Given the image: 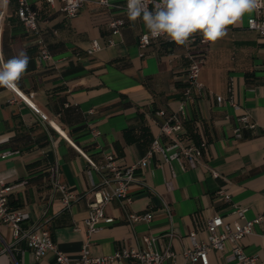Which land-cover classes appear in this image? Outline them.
Here are the masks:
<instances>
[{
	"label": "crops",
	"instance_id": "crops-1",
	"mask_svg": "<svg viewBox=\"0 0 264 264\" xmlns=\"http://www.w3.org/2000/svg\"><path fill=\"white\" fill-rule=\"evenodd\" d=\"M27 1L37 12L38 34L20 21L17 0H0L3 59L27 54V70L17 89L33 93L46 116L41 118L11 90L0 88V177L6 184H20L8 202L29 214L25 227L42 223L58 249L77 258L86 239L91 190L101 180L82 153L97 163L106 154L121 165L134 163L180 106L182 132L160 136L163 152L137 167L128 188L129 203L112 199L105 205V214L113 220L89 237L90 255L141 249L143 237L154 236L156 249L169 247L176 253L161 264H201L181 255L190 245L189 232L203 240L207 220L215 214L227 222L236 220L235 206L244 209L245 219L264 213V37L247 28L254 11L227 26L226 36L215 42L202 45L194 34L186 45H177L160 37L140 50L138 38L147 28L140 19H128L124 0H109L111 6L86 0L73 17L61 11L58 1ZM114 18L125 23L119 35L111 36L109 22ZM108 38L114 44L107 45ZM40 40L52 56L49 61L36 59ZM92 40L103 46L89 54ZM189 53L203 54L202 89L192 101L182 102ZM242 115L255 124L253 129L242 125ZM237 127L239 136L234 133ZM202 140L206 147L195 167L173 157L180 146ZM4 152L12 153L1 157ZM59 186L74 196L68 205ZM218 190L227 192L229 200ZM127 212H151L152 218L130 223ZM262 234L264 226H254L241 245L264 264ZM230 254L229 243L222 252L209 251V264H236ZM12 263L55 261L51 251L36 259L24 241L13 237L10 226L0 222V264Z\"/></svg>",
	"mask_w": 264,
	"mask_h": 264
},
{
	"label": "built area",
	"instance_id": "built-area-1",
	"mask_svg": "<svg viewBox=\"0 0 264 264\" xmlns=\"http://www.w3.org/2000/svg\"><path fill=\"white\" fill-rule=\"evenodd\" d=\"M45 1L50 4L55 1L60 2L61 11L64 12L67 17H73L78 13L80 7L86 0ZM156 2H159V0H145V4L149 10H154ZM98 3L104 6L112 5L109 0H107V3H105L104 0H98ZM17 4V15L20 21L30 32L38 34L37 12L31 7L27 0H17ZM122 8L127 13V0H124ZM254 12L255 16H251L247 19V28L256 31L260 36L264 37V4H261V6L254 10ZM124 23V20L119 18L111 19L109 22L111 36L119 35L120 29ZM195 36L200 44L206 45L209 43V41H205L199 33H196ZM158 38L151 37L149 31L145 30L139 35L138 48L142 50ZM106 43L107 45H112L114 44V40L108 38ZM39 44L36 59L39 62L51 60L52 56L47 47L41 40L39 41ZM102 46L103 44L98 40H92L87 52L89 54L94 53L102 48ZM140 55L142 56L143 52H140ZM0 60L4 61L1 50ZM202 62V53L188 54L187 81L182 93V102L192 101L195 92L202 89V83L199 80ZM11 91L41 118L46 119L45 114H43L35 104L33 93H23L17 88ZM216 100L221 102L222 97L217 96ZM232 105L236 109L238 108L237 104L232 103ZM158 113L162 115L164 114V111L160 110ZM182 114L183 107L180 106L178 113L168 116L160 126L159 135L152 140L148 152L138 161L129 165L119 164L113 154L104 155L103 159L97 163L82 153L89 168L96 170L100 174L101 180L91 190L94 195V200L89 204L88 214L84 220L86 239L82 243L81 252L77 258H73L59 250L49 231L42 223H36L27 227L24 226V222L28 220L29 214L24 210L11 207L8 202L9 193L20 184H6L1 177L0 222L10 226L13 237L16 240L24 241L36 259H39L44 253L51 251L54 256L55 264H108L114 260L121 259H132L133 264H161L164 259H173L176 256V253L169 247L163 250H158L154 247L156 241L154 236L143 237L144 248H123L115 250L110 255L94 257L91 256L89 252V237L102 229V223H108L113 220L112 217L105 214V205L110 200L118 199L123 204L131 201V197L128 194V188L136 179L135 170L140 165H146L153 154L163 152V147L160 143L161 135L175 137L182 132ZM239 120L242 125L247 128L253 129L255 127V124L245 115H242ZM234 133L239 136L240 127L235 128ZM205 147L206 142L204 140L200 141L198 144L180 146L173 157L183 158L190 167H195L199 163ZM11 153L12 152H4L1 154V157H5ZM212 175L217 176L218 174L217 172H213ZM59 190L62 193L63 202L68 205L70 201L74 199V196L63 186H59ZM217 193L221 194L226 200H229L230 198L229 194L224 190H218ZM232 213L236 216V220L230 222L224 221L222 216L218 214L210 217L205 225L206 237L203 240H200L197 237L195 231L189 232L188 237L190 239V245L181 252V255L192 262L199 261L201 264H209V251L214 250L222 252L225 249L226 243H229L231 244L230 258L236 264H262L258 256L247 254L244 251L241 245V239L252 234L254 232V226L258 224L264 226V213L258 214L251 219H245L244 209L239 206H235ZM151 218V212L126 213V219L130 223L138 221L149 222ZM262 237H264V234H262Z\"/></svg>",
	"mask_w": 264,
	"mask_h": 264
},
{
	"label": "clouds",
	"instance_id": "clouds-1",
	"mask_svg": "<svg viewBox=\"0 0 264 264\" xmlns=\"http://www.w3.org/2000/svg\"><path fill=\"white\" fill-rule=\"evenodd\" d=\"M261 4L264 0H159L149 10L145 0H127V16L131 22L142 20L153 38L186 45L196 33L209 42L223 38L227 26L240 22ZM28 62L25 52L0 60V88L15 90Z\"/></svg>",
	"mask_w": 264,
	"mask_h": 264
}]
</instances>
